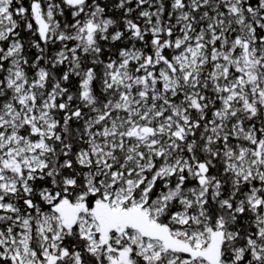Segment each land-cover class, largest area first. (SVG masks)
I'll list each match as a JSON object with an SVG mask.
<instances>
[{
    "label": "snow or ice",
    "instance_id": "6c2138e0",
    "mask_svg": "<svg viewBox=\"0 0 264 264\" xmlns=\"http://www.w3.org/2000/svg\"><path fill=\"white\" fill-rule=\"evenodd\" d=\"M0 264H264V0H0Z\"/></svg>",
    "mask_w": 264,
    "mask_h": 264
}]
</instances>
